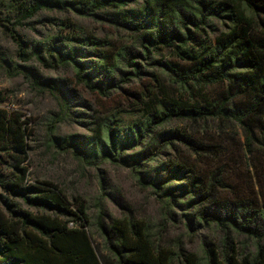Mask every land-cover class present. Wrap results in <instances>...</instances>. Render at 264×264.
<instances>
[{"label": "trees", "instance_id": "16d2710c", "mask_svg": "<svg viewBox=\"0 0 264 264\" xmlns=\"http://www.w3.org/2000/svg\"><path fill=\"white\" fill-rule=\"evenodd\" d=\"M52 8L104 21L126 43L113 50L107 40L74 33L28 46L16 27ZM18 10L13 21L0 17L16 57L70 77L44 80L0 57L9 77L24 76L32 88L59 96L63 118H81L92 107L72 84L103 101L121 100L89 124L80 120L90 136L50 135L49 143L72 148L87 165L110 161L130 170L187 236L214 233L202 237L197 254L185 249L183 234L170 245L141 221L103 223L99 212L104 264H264V201L224 198L220 174L206 177L177 157L181 149L186 156L220 153L184 126L231 125L248 147L264 136V0H35ZM218 25L225 29L219 35ZM124 113L132 119L122 120ZM25 140L24 122L0 108V164L10 170L0 171V264H100L84 230L85 209L50 182L26 181L19 167Z\"/></svg>", "mask_w": 264, "mask_h": 264}, {"label": "rangeland", "instance_id": "374dc122", "mask_svg": "<svg viewBox=\"0 0 264 264\" xmlns=\"http://www.w3.org/2000/svg\"><path fill=\"white\" fill-rule=\"evenodd\" d=\"M34 1L0 0V17L13 21L18 18L20 4L28 5ZM15 30L28 46L47 42L51 38L71 36L74 33L107 40L113 50L126 43V35L106 22L80 17L73 11H62L58 8L40 10ZM217 30L216 34L219 35L225 29L218 25ZM15 52V44L0 28V57L9 60L13 66H24L25 69L34 71L44 80L70 77V73L61 68H46L33 59L23 63L16 57ZM71 88L78 90L81 98L91 104L90 111L84 112L87 113L86 116L63 118L59 109V96L48 91L40 92L32 88L24 76L9 77L0 69V108L15 113L24 122L26 158L19 167L26 169V181L32 184L38 181L50 182L64 193L70 204L85 209L88 222L83 223L84 230L100 264H104L108 253L96 230L99 212L102 213L103 223H108L106 217L141 221L153 239L161 241L163 236V240L168 241L170 245L171 240L175 241L183 234L185 249L199 254L202 237L211 238L214 233L206 229L189 237L184 233L182 226L165 220L167 218L159 199L149 188L141 186L130 170L110 161L87 165L74 155L72 148L61 150L49 143L50 135L56 138L71 135L90 136L91 132L87 131L90 126H82L80 120L89 124L90 116H104L113 112L115 102L120 100L114 97L111 101H103L88 94L81 86L72 84ZM132 115L133 113H124L121 118L129 121ZM184 127L195 132L194 135L203 142L218 146L220 153L215 157L186 156V152L181 149L177 156L169 150L168 156L171 160L175 156L180 159L186 157L185 161L193 166L197 173H203L206 177L212 172L220 174L226 185L224 198H248L260 203L264 201V136L256 134L258 142L253 141L248 147L242 132L231 125L217 128V123L214 122L207 128L200 125L194 126L193 129ZM0 171L10 172L4 164H0Z\"/></svg>", "mask_w": 264, "mask_h": 264}, {"label": "built area", "instance_id": "2783aa9c", "mask_svg": "<svg viewBox=\"0 0 264 264\" xmlns=\"http://www.w3.org/2000/svg\"><path fill=\"white\" fill-rule=\"evenodd\" d=\"M70 226H71V224H70Z\"/></svg>", "mask_w": 264, "mask_h": 264}]
</instances>
